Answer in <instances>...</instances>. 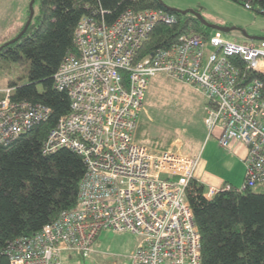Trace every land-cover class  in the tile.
Wrapping results in <instances>:
<instances>
[{
	"label": "built area",
	"instance_id": "1",
	"mask_svg": "<svg viewBox=\"0 0 264 264\" xmlns=\"http://www.w3.org/2000/svg\"><path fill=\"white\" fill-rule=\"evenodd\" d=\"M248 8V7H247ZM176 22L163 8H126L113 21L84 14L75 30L76 51L54 74L70 110L43 143V152L68 147L86 165L76 206L63 209L38 232L12 241L10 264H62L63 251L90 256L103 229L133 231L139 241L131 264H203L201 233L187 192L200 155L156 149L137 139L150 78L165 72L207 97L204 121L222 146H247L245 183H264V38L228 41L220 31L183 33L170 47L139 58L158 23ZM0 98V142L8 143L46 120L41 102ZM230 185H209L212 198Z\"/></svg>",
	"mask_w": 264,
	"mask_h": 264
},
{
	"label": "trees",
	"instance_id": "2",
	"mask_svg": "<svg viewBox=\"0 0 264 264\" xmlns=\"http://www.w3.org/2000/svg\"><path fill=\"white\" fill-rule=\"evenodd\" d=\"M233 1L264 15V0ZM34 7L27 30L0 50V60L27 66V82L12 83V97L45 103L51 114L10 142H0V264H10L7 250L12 241L38 232L78 202L86 170L83 158L68 147L44 153L42 146L70 110L69 95L54 86V74L62 58L76 51L80 18L103 13L113 21L126 8H163L176 14V22L155 26L139 58L172 46L183 33L211 34L209 25L194 12H176L160 0H35ZM30 12L28 8L24 25ZM206 190L204 183L193 179L187 192L201 233L203 264H264V184L244 190L231 184L212 198L204 195Z\"/></svg>",
	"mask_w": 264,
	"mask_h": 264
},
{
	"label": "rangeland",
	"instance_id": "3",
	"mask_svg": "<svg viewBox=\"0 0 264 264\" xmlns=\"http://www.w3.org/2000/svg\"><path fill=\"white\" fill-rule=\"evenodd\" d=\"M31 0H0V44L22 30ZM173 8L196 10L210 24L211 34L220 31L228 41L246 42L264 38V15L233 0H163ZM39 2H36L38 11ZM219 27V28H217ZM222 28H230L225 31ZM26 65L0 60V95L12 83L27 82ZM15 89V86H12ZM207 97L199 90L165 72L150 78L143 110L139 116L138 140L156 149H173L183 154L202 155L205 170L222 178L221 185L242 188L246 163L218 138L209 136L204 121ZM168 145V147H166ZM157 146V147H156ZM160 147V148H159ZM264 184V183H263ZM259 184V185H263ZM139 235L133 231L103 229L92 245L90 256L63 251L62 264H131Z\"/></svg>",
	"mask_w": 264,
	"mask_h": 264
},
{
	"label": "crops",
	"instance_id": "4",
	"mask_svg": "<svg viewBox=\"0 0 264 264\" xmlns=\"http://www.w3.org/2000/svg\"><path fill=\"white\" fill-rule=\"evenodd\" d=\"M229 149L235 151V153L238 154L237 156H239L244 161V164L246 163L245 159L247 156V146L244 143L236 141L232 144V147H230ZM191 155H194V156L200 155V164H199V166L195 172V178L198 181L204 183L206 185V188H208L209 185L221 186V184L223 182H225V183L227 182V181H224L220 177H216L214 175H211L210 173H208L205 170V161H204L201 153L197 154V152L194 153L191 151ZM230 184L233 185V183H230Z\"/></svg>",
	"mask_w": 264,
	"mask_h": 264
},
{
	"label": "water",
	"instance_id": "5",
	"mask_svg": "<svg viewBox=\"0 0 264 264\" xmlns=\"http://www.w3.org/2000/svg\"><path fill=\"white\" fill-rule=\"evenodd\" d=\"M164 5H166L164 2H163V0H160ZM34 2H35V0H31L30 1V3H29V8H30V15H29V18H28V20H27V22L25 23V25H24V27L22 28V30L18 33V35L17 36H15L14 38H12V39H10V40H8V41H6V42H4L3 44H1L0 45V50L5 46V45H8V44H10V43H13V42H15L16 40H18L22 35H23V33L27 30V28H28V26L30 25V23H31V20H32V17H33V15H34V13H35V7H34ZM167 6V5H166ZM168 8H170V9H172V10H174V11H176V12H184V13H186V12H189V11H192V12H194L197 16H199V12H197L196 10H189V9H178V8H173V7H169V6H167ZM200 17V16H199ZM203 19V18H202ZM204 23H206V21H203ZM207 24V23H206ZM209 26H212V25H210V24H208ZM217 28H219V27H217ZM223 30H225V31H227V30H229L230 28H222Z\"/></svg>",
	"mask_w": 264,
	"mask_h": 264
},
{
	"label": "bare ground",
	"instance_id": "6",
	"mask_svg": "<svg viewBox=\"0 0 264 264\" xmlns=\"http://www.w3.org/2000/svg\"><path fill=\"white\" fill-rule=\"evenodd\" d=\"M247 7H249L248 5H247ZM137 137V136H136ZM138 139V138H137Z\"/></svg>",
	"mask_w": 264,
	"mask_h": 264
}]
</instances>
